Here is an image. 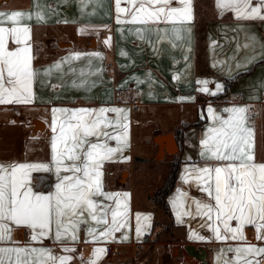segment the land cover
<instances>
[{"label":"crops","instance_id":"0c3cea01","mask_svg":"<svg viewBox=\"0 0 264 264\" xmlns=\"http://www.w3.org/2000/svg\"><path fill=\"white\" fill-rule=\"evenodd\" d=\"M126 6L122 0L121 7ZM172 6L179 5L173 3ZM192 9L194 18L184 24L128 23L123 22L124 14H120L122 22L117 23L115 0H0V12L31 13V19L25 18L19 23L31 28L32 67L38 72L32 103L0 105V163L50 160L53 108L119 107L126 110L127 142L112 162L103 164V185L106 192L129 194L128 227L115 233L114 241L95 243L87 242L90 238L82 229L79 242L70 245L77 249L72 264H81V254L91 257L92 249L105 248L108 243L119 247L113 264H158L156 250L162 245L160 237L164 233L159 228L169 219L177 236L167 246L172 256L182 258L184 245L192 244L206 249L207 264H223L224 260L234 258V253L226 250L242 243L216 240L212 231L201 227L205 218L186 216L182 217L183 223H177L171 201L178 189L189 198L206 199L191 178L185 183L184 177L186 168L206 163L200 155V142L213 124L207 112L209 107L225 118L228 115L223 112L225 108L244 106L249 109L248 126L254 129L255 162L264 163V21L237 20L233 11L218 9L215 0H192ZM36 13L43 19L38 20ZM2 26L12 24L5 22ZM173 27L179 31L173 32ZM109 38L110 43L105 44ZM245 44L249 46L244 47ZM9 46L16 47L11 41ZM76 53L81 54L79 59H69ZM60 61L66 62L60 69L54 68ZM108 63L111 69L107 68ZM251 67L250 73L238 77L225 92L226 78ZM47 69L51 72L45 75ZM202 80L209 81L212 91L217 84L222 85L217 93L222 95L216 97L200 91L202 85L198 81ZM74 83L79 86H73ZM115 86L134 88L142 100L139 110L132 111L127 104L115 103ZM108 115L116 119L115 113ZM166 133H173L177 141L178 149L171 153L172 162L179 160L176 184L165 195L170 213L153 200L167 175L160 179L155 177L151 172L154 161L150 160L158 151L155 136ZM109 144L115 147L116 141ZM138 153L144 160L135 159ZM110 170L115 171L114 177L107 175ZM55 182L52 174L32 173L36 191H49ZM190 202L187 199L185 206ZM160 208L163 211L159 215ZM137 213L151 217L150 227L139 238L135 233ZM235 223L232 222L233 226ZM190 230L207 239L189 240ZM27 232L21 227L14 232V239L27 241ZM244 232L249 242L264 247V241L255 239L252 226H245ZM123 235L128 239L123 240ZM173 245L177 246L179 254L178 249L176 254L171 252ZM32 246L48 247L57 254H64L52 239ZM83 247H89L90 251L84 254ZM98 264H103V257Z\"/></svg>","mask_w":264,"mask_h":264},{"label":"snow or ice","instance_id":"6c2138e0","mask_svg":"<svg viewBox=\"0 0 264 264\" xmlns=\"http://www.w3.org/2000/svg\"><path fill=\"white\" fill-rule=\"evenodd\" d=\"M121 2L115 0L117 23L122 22L120 14L125 15L123 22L141 24L176 25L194 18L192 0H124L126 7H121ZM215 2L218 9L233 11L237 20L264 21V0ZM173 3L179 6L174 7ZM36 15L38 20L43 19L39 13ZM25 18L31 19V13L0 12V105L29 104L34 99L33 84L38 72L32 67L31 28L19 23ZM5 22L12 26H2ZM172 31L179 29L173 27ZM9 41L16 47L11 48ZM104 43L109 44L110 38ZM80 55L76 53L69 59H79ZM64 62L53 67L60 69ZM50 72L51 69L45 70V75ZM198 83L202 85L200 91L209 95L222 90L220 84L215 91L210 90L207 80ZM51 112L50 160L0 163V264H72L77 249L70 245L79 242L82 229L90 238L87 242L95 243L114 241L115 233L128 227L129 194L106 192L103 185V164L112 162L127 142L126 110L80 107L53 108ZM207 112L213 124L200 142V155L206 163L186 168L184 177L185 183L191 178L206 199L189 198L178 189L171 201L176 221L183 223L182 217L186 216L205 218L201 227L212 231L216 240L242 242L226 250L234 253V258L223 264H264V247L249 242L244 232L245 226H252L255 239L264 241V163L255 162L249 109L225 108L226 118L212 107ZM109 113H115L116 119ZM113 140L115 147L109 144ZM33 172L54 175L56 182L51 190H34ZM187 199L191 202L186 207ZM135 219L139 238L150 227L151 217L137 213ZM21 227L28 230V240L23 243L13 236ZM187 238L207 239L195 230H190ZM48 239L59 244L64 254L32 246L43 245ZM122 239L127 240L128 236L123 235ZM106 252V248L96 247L91 250V257L81 254V264H98Z\"/></svg>","mask_w":264,"mask_h":264},{"label":"rangeland","instance_id":"374dc122","mask_svg":"<svg viewBox=\"0 0 264 264\" xmlns=\"http://www.w3.org/2000/svg\"><path fill=\"white\" fill-rule=\"evenodd\" d=\"M137 156L141 157L139 153ZM143 158V157H142ZM152 161H154V168L151 171L155 177L160 179L163 176H166L168 171L170 170L171 163L173 160L172 154L166 152L164 155H160L158 157V151L155 153V155L150 157ZM154 196V195H153ZM163 211L162 208L158 210L157 214L160 215V213ZM170 219L167 220V224L165 226L161 225V228L159 230H162L164 233L161 234V240L162 245L159 246V249L156 250L157 255V263L158 264H188L184 260V253L186 252L183 247V256L182 258L177 257L175 255L172 256V254L167 250V246L171 240H175L177 238L176 233L173 231V228L170 226L171 222L169 223ZM172 250V248H170ZM172 252V251H171ZM173 254H176V252H172Z\"/></svg>","mask_w":264,"mask_h":264},{"label":"built area","instance_id":"2783aa9c","mask_svg":"<svg viewBox=\"0 0 264 264\" xmlns=\"http://www.w3.org/2000/svg\"><path fill=\"white\" fill-rule=\"evenodd\" d=\"M107 68L111 69L112 65L107 64ZM239 97L238 94L235 95ZM113 99L115 103L127 104L132 111L139 110L141 106V96L140 94L132 87H120L115 86L113 91ZM252 115H255V109L251 111ZM109 177L115 176V171L110 170L107 172ZM105 248L107 249L106 254L103 256V264H113V259L119 254V247L116 243H108Z\"/></svg>","mask_w":264,"mask_h":264},{"label":"water","instance_id":"95a60500","mask_svg":"<svg viewBox=\"0 0 264 264\" xmlns=\"http://www.w3.org/2000/svg\"><path fill=\"white\" fill-rule=\"evenodd\" d=\"M158 145V155L166 151L168 153H174L177 151V141L173 135V133H166V134H157L154 138ZM136 160H144L142 157L136 156ZM125 175V172L122 174L121 177ZM185 253H184V260L188 264H207L206 256L207 252L206 249L202 246H195L192 244L184 245Z\"/></svg>","mask_w":264,"mask_h":264},{"label":"trees","instance_id":"16d2710c","mask_svg":"<svg viewBox=\"0 0 264 264\" xmlns=\"http://www.w3.org/2000/svg\"><path fill=\"white\" fill-rule=\"evenodd\" d=\"M253 67L248 69L246 72L238 73L234 77L226 78L225 79V92L228 86L233 83L238 77L250 73ZM224 94V93H223ZM222 95L221 93L218 94L216 97ZM215 97V98H216ZM198 123V122H197ZM179 160L176 159L172 162L170 170L162 184V186L154 193L153 200L157 203H161L165 212L170 213L169 206L165 200V195L175 186L176 184V174L178 169ZM172 223V222H171Z\"/></svg>","mask_w":264,"mask_h":264},{"label":"bare ground","instance_id":"6f19581e","mask_svg":"<svg viewBox=\"0 0 264 264\" xmlns=\"http://www.w3.org/2000/svg\"><path fill=\"white\" fill-rule=\"evenodd\" d=\"M172 252H176V250L178 249L176 245H173L172 247ZM90 251L89 247H83V253L87 254ZM177 254H179V249L177 251Z\"/></svg>","mask_w":264,"mask_h":264}]
</instances>
